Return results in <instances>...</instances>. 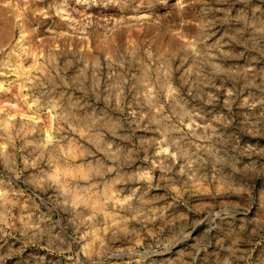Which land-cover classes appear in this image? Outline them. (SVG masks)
<instances>
[{
	"label": "rangeland",
	"instance_id": "obj_1",
	"mask_svg": "<svg viewBox=\"0 0 264 264\" xmlns=\"http://www.w3.org/2000/svg\"><path fill=\"white\" fill-rule=\"evenodd\" d=\"M0 264H264V0H0Z\"/></svg>",
	"mask_w": 264,
	"mask_h": 264
}]
</instances>
